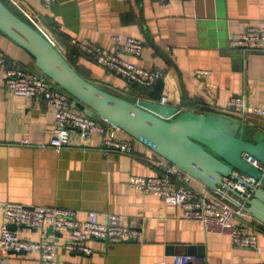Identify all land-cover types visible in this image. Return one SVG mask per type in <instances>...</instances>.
<instances>
[{
    "label": "crops",
    "instance_id": "1",
    "mask_svg": "<svg viewBox=\"0 0 264 264\" xmlns=\"http://www.w3.org/2000/svg\"><path fill=\"white\" fill-rule=\"evenodd\" d=\"M21 13L11 0H6ZM50 34L62 38L64 53L72 63L89 72L91 79L133 100L144 97L115 73L86 58L80 42L115 48L114 35L144 40L140 57H125L146 69L164 70L163 96L181 110L204 111L236 117L252 130L264 132V117L245 115L226 107L233 96L264 106V52L236 49L231 33L264 24V0H56L50 7L42 0H19ZM22 14V13H21ZM11 67L33 69L31 55L0 31V56ZM209 70L197 73L196 70ZM0 67V233L2 203L60 206L76 209L88 218L96 211L121 216L123 224L142 230L139 239L108 244L91 239L89 255L56 248L55 264H157L175 254L198 257L197 264H264V222L244 213L237 221L249 224L258 235L261 250L237 247L226 233H207L198 220L184 217L181 207L166 204L154 194L132 189L131 174L152 176L162 156L134 139V153L103 151L95 134L90 147L49 145L54 110L43 99L26 98L4 85ZM204 85L211 91L209 93ZM131 99V98H130ZM118 137L132 139L123 132ZM25 140L28 142L26 143ZM20 235L31 241L65 235L46 226H22ZM0 264H52L37 252H6L0 247Z\"/></svg>",
    "mask_w": 264,
    "mask_h": 264
},
{
    "label": "built area",
    "instance_id": "2",
    "mask_svg": "<svg viewBox=\"0 0 264 264\" xmlns=\"http://www.w3.org/2000/svg\"><path fill=\"white\" fill-rule=\"evenodd\" d=\"M11 1L24 17L42 28L47 35L53 36L19 0ZM154 1L161 4L170 2ZM42 2L44 6L50 7L56 0ZM229 38L230 44L236 49L264 52V24L251 27L245 32L231 33ZM113 39L115 41L113 52L87 42H80V46L85 55L106 68L108 72L120 76L127 85H135L147 91L152 89L156 81L164 76V70L146 69L125 57L126 54L140 57L145 46L144 40L121 35H114ZM0 67L3 70L2 81L7 89L26 98L43 99L53 108L54 128L49 145L56 150L74 146L88 148L91 146V138L98 134L101 136L97 146L100 150L116 151L126 155L134 153L132 137V139L118 137V127L80 110L68 92L41 72L25 67H11L2 55ZM196 72L210 71L198 69ZM204 88L211 93L207 85H204ZM162 101L166 102L165 96L162 97ZM226 107L242 116L253 112L264 117V106L249 104L243 96H233L228 100ZM245 159L264 174V162L251 154H245ZM156 164L160 169L158 174L152 176L131 174L128 179L129 186L146 194L157 195L166 204L181 207L184 217L200 221L207 233H226L231 237L234 246L261 250L258 235L250 230L249 224L237 221V216L246 212L228 197L230 195L236 198L233 193L223 187L221 191L209 188L188 171L163 157ZM236 175L239 179L229 178L227 184L242 194L249 196L252 190L248 186H257L260 183V180L251 175L244 173ZM2 211L0 247L6 252H37L42 260L52 264L56 263V248L59 245L70 252L89 255L93 252V248L88 244L91 239L113 244L122 240L139 239L142 236L141 229L123 224L121 216L115 213H108L100 218L98 212L89 211L88 218L82 219L76 209L27 205L9 200L2 203ZM26 225L36 229L51 227L53 231L64 234L66 239L60 243L55 237H45L39 241L22 238L20 228ZM197 261L198 257L191 254H175L157 264H197ZM201 261L207 264L208 259L203 256Z\"/></svg>",
    "mask_w": 264,
    "mask_h": 264
},
{
    "label": "water",
    "instance_id": "3",
    "mask_svg": "<svg viewBox=\"0 0 264 264\" xmlns=\"http://www.w3.org/2000/svg\"><path fill=\"white\" fill-rule=\"evenodd\" d=\"M0 31L28 52L36 68L68 92L80 110L122 129L209 188H226L236 197L228 196L234 203L264 222V174L245 159L251 154L264 162L263 131L227 114L181 110L163 102L162 77L137 100L109 90L78 71L60 36L47 35L6 0H0ZM236 173L260 180L248 186L249 196L227 184L229 178L239 179Z\"/></svg>",
    "mask_w": 264,
    "mask_h": 264
},
{
    "label": "trees",
    "instance_id": "4",
    "mask_svg": "<svg viewBox=\"0 0 264 264\" xmlns=\"http://www.w3.org/2000/svg\"><path fill=\"white\" fill-rule=\"evenodd\" d=\"M21 14V13H20ZM84 56L86 57V58H89V59H91L90 57H88L87 55H85L84 54ZM92 60V59H91ZM74 64V66L78 69V71L80 72V73H82L83 75H85L86 77H88V78H90V76H89V72L85 69V68H83V67H81L80 65H78V64H75V63H73ZM103 67V66H102ZM104 68V67H103ZM33 69L34 70H36V71H38V72H40L37 68H36V66H35V64H34V62H33ZM105 70H106V68H104ZM107 71V70H106ZM112 73H114V72H112ZM91 79V78H90ZM93 80V79H92ZM129 87H130V91H132V92H134V93H136V94H140V95H144V96H146L147 95V90H144V89H142V88H139L138 86H135V85H128ZM112 91V90H111ZM114 92V91H113ZM116 93V92H115ZM118 94V93H117ZM120 95V94H119ZM125 97H127V98H131V100H133V98L131 97V96H127V95H124Z\"/></svg>",
    "mask_w": 264,
    "mask_h": 264
},
{
    "label": "rangeland",
    "instance_id": "5",
    "mask_svg": "<svg viewBox=\"0 0 264 264\" xmlns=\"http://www.w3.org/2000/svg\"><path fill=\"white\" fill-rule=\"evenodd\" d=\"M118 132H123L126 136H129V137H130V135H129L128 133H126L125 131H123V130L120 129V128H119ZM138 142H140V141H138Z\"/></svg>",
    "mask_w": 264,
    "mask_h": 264
}]
</instances>
